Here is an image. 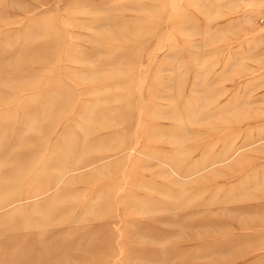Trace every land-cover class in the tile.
Instances as JSON below:
<instances>
[{
  "label": "rangeland",
  "instance_id": "374dc122",
  "mask_svg": "<svg viewBox=\"0 0 264 264\" xmlns=\"http://www.w3.org/2000/svg\"><path fill=\"white\" fill-rule=\"evenodd\" d=\"M0 264H264V0H0Z\"/></svg>",
  "mask_w": 264,
  "mask_h": 264
},
{
  "label": "bare ground",
  "instance_id": "6f19581e",
  "mask_svg": "<svg viewBox=\"0 0 264 264\" xmlns=\"http://www.w3.org/2000/svg\"><path fill=\"white\" fill-rule=\"evenodd\" d=\"M126 151V150H125ZM96 164V163H95Z\"/></svg>",
  "mask_w": 264,
  "mask_h": 264
}]
</instances>
